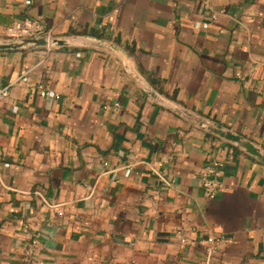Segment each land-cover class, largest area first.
<instances>
[{
  "label": "crops",
  "instance_id": "1",
  "mask_svg": "<svg viewBox=\"0 0 264 264\" xmlns=\"http://www.w3.org/2000/svg\"><path fill=\"white\" fill-rule=\"evenodd\" d=\"M25 18L116 50H0V264H264V165L140 85L264 150V0H0V37Z\"/></svg>",
  "mask_w": 264,
  "mask_h": 264
},
{
  "label": "water",
  "instance_id": "2",
  "mask_svg": "<svg viewBox=\"0 0 264 264\" xmlns=\"http://www.w3.org/2000/svg\"><path fill=\"white\" fill-rule=\"evenodd\" d=\"M84 39L97 47L106 48L111 51H115L116 48L105 42L104 40L95 38V37H88V36H81V37H74V38H58V37H32V38H20V39H5L0 38V50H10V49H19L28 46L34 47H44V46H69L76 44L78 40ZM141 87L144 89L146 94L154 99L157 103L161 106L165 107L166 109L170 110L177 116L183 118L187 122L191 123L192 125L198 127L199 129L211 134L224 142L236 147L243 153L247 154L248 156L254 158L259 163L264 165V150L245 138L244 136L232 131L231 129L219 124L218 122L200 116L194 112H191L181 106L180 104L176 103L175 101L165 98L158 94L152 88L144 85L140 82Z\"/></svg>",
  "mask_w": 264,
  "mask_h": 264
},
{
  "label": "built area",
  "instance_id": "3",
  "mask_svg": "<svg viewBox=\"0 0 264 264\" xmlns=\"http://www.w3.org/2000/svg\"><path fill=\"white\" fill-rule=\"evenodd\" d=\"M203 27H206V24H203ZM32 37H52L51 31L44 28V26L37 21L30 19H22L21 21L13 22L10 26L6 27L2 33L0 38L5 39H20V38H32ZM17 81H25V77H19ZM9 85H0V102L8 95ZM44 92H41L43 95ZM129 173V169L125 170V174ZM202 185L204 188V192L206 196L213 197L215 193L216 184L215 182L208 176V174H202ZM176 238L181 246H184L186 243V238L181 232H177ZM206 241L208 242L209 247L207 249L208 254H212L215 252L221 243V238H215L213 236H208Z\"/></svg>",
  "mask_w": 264,
  "mask_h": 264
}]
</instances>
